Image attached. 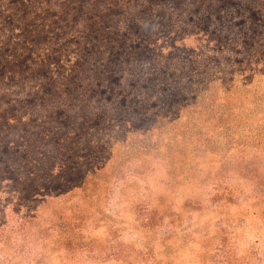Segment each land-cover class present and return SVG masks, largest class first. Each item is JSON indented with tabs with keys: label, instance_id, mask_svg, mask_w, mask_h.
Segmentation results:
<instances>
[{
	"label": "trees",
	"instance_id": "1",
	"mask_svg": "<svg viewBox=\"0 0 264 264\" xmlns=\"http://www.w3.org/2000/svg\"><path fill=\"white\" fill-rule=\"evenodd\" d=\"M180 190L195 193L193 210L250 202L262 226L245 235L240 213L214 232L183 222L164 204ZM0 215H26L27 230L59 216L64 252L90 223L107 227L105 243L128 264L152 250H126L121 228L157 229L158 254L231 230L256 240L242 252L222 239L225 264L261 256L264 0H0Z\"/></svg>",
	"mask_w": 264,
	"mask_h": 264
},
{
	"label": "rangeland",
	"instance_id": "2",
	"mask_svg": "<svg viewBox=\"0 0 264 264\" xmlns=\"http://www.w3.org/2000/svg\"><path fill=\"white\" fill-rule=\"evenodd\" d=\"M188 195L196 197L195 193H192L191 191L180 190V193L176 192L164 203L166 205L173 203L175 206L171 207V210H180L181 212H179L182 214L180 216L182 217L183 222L184 220L189 221V218L191 217H194L196 220L200 218L201 223L208 220L205 225L210 223V232H214L213 228H215L218 220H230L228 218L232 217V215L240 213L241 217H248L250 222L248 225L250 233H245V235H253L255 229L262 226L259 221L255 220V217H253L251 213L248 215L246 214V212H249L246 211V206H251L250 202L246 203L245 201H238L237 199L236 203L233 204L234 206H224L225 208L222 210L223 213L220 209L207 203H204L203 208L200 207L202 209L193 210L191 209L192 207H188L187 202L185 201V199H190ZM254 205H252V207L256 208V204ZM242 213L244 214L242 215ZM25 216L26 215H0V264H128L127 261H124L125 258L122 254H116V256H113L114 252L105 243L107 238L106 234L109 232L107 227L103 228L96 224L94 225V223H90V219L88 222L91 226L88 227L87 232L79 234V236L75 235L82 245H78V248L75 251L72 249L69 252H64L56 249L59 244L58 229L56 226L59 225L61 221L59 216L51 215V218L42 217L41 219H38V221L32 220V225H38V227L31 230L26 229ZM167 216L171 217L172 215ZM86 217L89 218V215ZM86 217L80 218L76 225H81ZM120 217L121 220L118 218L113 220L116 223H122V221L130 219V215H122ZM177 218L178 217H176V220ZM239 220L240 219L238 218L235 220L237 223L236 226L242 224V221L240 222ZM94 222H96V220H94ZM139 224L142 225V221H140ZM196 225L200 224L196 221ZM195 228L200 229L201 226H196ZM140 233L141 231L139 234L137 233L131 237L130 231L121 228L119 231L118 242L122 243L126 250L129 248L127 246H131L132 248V246L136 247V245L141 243H143L141 244L142 246L151 249L152 252L149 251L150 254H148V257L152 259H150V261L148 260L147 264H225L222 259L216 255L215 249L218 244L222 243V239L225 240L223 245H225L227 251L230 247H240L239 251L242 252H245V245L247 243L250 242L253 244L256 240L254 237H250L249 239L242 238L241 235L243 234L241 232L238 234L240 239L238 241L233 240L235 235L231 230L228 231V237L225 236L227 235L226 233H223L225 234L224 236H221L220 234L216 239H214V237L210 238V236L204 237L199 234H190L191 238H194L196 242H193L192 244L184 242L183 245L189 246L188 249H186V247L184 249L182 248L177 254L169 253L170 251L158 254L160 247L156 245V239H158L156 234L158 233L157 229H152L149 236H143ZM235 234L237 233L235 232ZM254 236L257 237V235ZM143 237L147 239H143ZM87 239L90 242L93 241L96 245L93 253L88 252L85 249V246L89 242ZM175 240L177 241V239ZM193 246H197L198 248L195 249ZM32 248L36 249V253L31 252V255H29L28 252ZM55 249L56 251H54ZM256 256L258 258L261 257L263 261L261 259L258 261ZM251 257L252 258L247 261V264H264V251L260 256L258 255V252L254 250V254ZM233 264L246 263L235 261Z\"/></svg>",
	"mask_w": 264,
	"mask_h": 264
}]
</instances>
